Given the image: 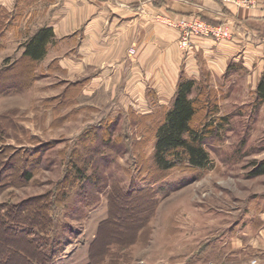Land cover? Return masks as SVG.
I'll list each match as a JSON object with an SVG mask.
<instances>
[{
  "label": "rangeland",
  "instance_id": "rangeland-1",
  "mask_svg": "<svg viewBox=\"0 0 264 264\" xmlns=\"http://www.w3.org/2000/svg\"><path fill=\"white\" fill-rule=\"evenodd\" d=\"M216 1L243 14L264 15V0H252L255 5L249 8ZM34 6L30 3L20 12L13 10V27L0 38V72L6 68V58L11 57L12 63L21 57L22 43L42 25L41 12ZM216 24L232 32L231 38L223 40L240 31L244 44L252 41L231 22ZM251 25L264 34V20ZM48 60L34 67V78L28 82L27 63L10 64L1 73V78L7 74L1 81L12 89L0 94V149L4 153L0 176L11 173L0 185V210L49 199L64 187L61 180L67 171L84 169L76 183L66 184L62 201L51 210L55 226L49 237L58 241L42 247L51 264H92L120 233L113 225L126 228L127 233L121 234L128 237L127 244L111 243L108 249L115 251L111 256L119 264H264V174L251 176L254 161H264V102L254 108L264 71L255 82V72L240 61H232V67L221 75L200 62L201 69L210 73L206 84L218 104L215 115L228 117L229 123L206 143L213 160L210 168H176L158 177L153 168L154 143L148 138L152 123L145 118L163 105L158 103L156 90H146L149 113H138L131 106L118 108L100 94L87 99L83 89L75 104L63 95L89 75L71 77L59 69L47 70ZM108 119L112 124L103 126ZM111 130L107 143L103 139L109 138ZM144 136L146 140L138 144ZM11 161L13 165L5 164ZM4 165L10 168L3 171ZM21 169L32 170V179L22 180ZM119 188L125 194L121 190L112 198L110 194ZM149 193L157 202L146 222L141 221L146 210L142 206L152 197ZM135 224L139 227L133 228ZM136 231L140 232L137 239ZM15 243L23 242L18 238Z\"/></svg>",
  "mask_w": 264,
  "mask_h": 264
},
{
  "label": "crops",
  "instance_id": "crops-1",
  "mask_svg": "<svg viewBox=\"0 0 264 264\" xmlns=\"http://www.w3.org/2000/svg\"><path fill=\"white\" fill-rule=\"evenodd\" d=\"M15 2L0 0V5L12 10ZM29 2L41 12L42 25L51 26L55 34L46 59L58 60L62 72L71 77L87 73L83 88L87 99L100 94L118 108L131 106L138 113H149L148 88L156 90L158 103L168 105L182 73L197 80L202 61L220 75L232 61H240L255 72V82L264 71V37L258 38L260 32L251 27L253 21L264 20V15L256 11L243 14L216 0ZM191 14L212 23L231 22L258 42L244 44L242 33L235 30L237 35L229 40L195 37L190 51L184 52L179 46V30L170 27L166 18ZM131 47L136 49L134 55H129Z\"/></svg>",
  "mask_w": 264,
  "mask_h": 264
},
{
  "label": "trees",
  "instance_id": "trees-1",
  "mask_svg": "<svg viewBox=\"0 0 264 264\" xmlns=\"http://www.w3.org/2000/svg\"><path fill=\"white\" fill-rule=\"evenodd\" d=\"M24 1L28 2L24 3L26 7L31 3L29 0H17V4L12 10L0 5V38H2L7 31L11 30L10 27H13V23L10 19L13 12H20L18 9L23 10L22 7L26 8L24 5H19V2ZM18 16H21V14ZM262 37H264V34L262 35L259 33L258 38L261 39ZM248 38L258 42L255 38L249 36ZM54 40L55 34L51 26L42 25L37 27L22 43L24 50L21 57L17 58L12 63L10 62L11 57L5 59L4 67L6 68H3L0 72V81L7 75L3 73L2 75L4 77L2 76L1 78V73L3 71L6 72L9 65L13 63H27L29 66H27V82L34 78V67L46 59L49 52V45L54 42ZM231 65L232 63L228 65L227 71L232 67ZM46 69H59L62 71L56 59L51 60ZM208 71L207 69H201L200 79L198 80L190 79L182 73L171 105H158L156 106L157 109L151 113L150 116H145V118H147L146 120L150 119L152 123V125L148 127L149 134H151L148 138L154 143L152 154L153 168L154 173H159L158 177H160L163 172L176 168L208 169L213 165V160L206 147V143L210 138L219 134L221 128L229 123V118H217L215 115L218 112V104L213 96L212 90L209 91L206 84L210 74ZM1 82L0 94H5L12 89V87L6 86V82ZM87 82V78L78 81L74 87L65 92L63 98L66 100L71 99L76 104L78 95H80ZM19 89L21 88L19 87L18 90ZM195 92H197V94L194 96ZM256 93L257 100L254 104V108H257L264 102V74L257 85ZM60 98H62V95ZM135 114L137 113L135 112ZM112 122V119H108L104 122L103 126H109ZM0 127L2 128V126ZM2 131H4V128ZM111 134L112 130L109 134V138L103 136L105 137L103 141H111ZM146 138L147 137L144 136L142 140H139L138 144H143ZM3 154V150L0 149V157ZM7 163L13 165L12 161L6 162L5 164ZM253 165L251 176L264 174V161L255 160ZM4 166L6 167L3 171H7L6 169L10 168L9 165ZM67 172L63 181L61 180L64 187H62L61 190H56L53 197L49 199L44 198L40 202L28 203L26 207H24L23 203H19L3 207L5 208L4 212L0 210V264H51L50 255L46 254L42 249L45 245L50 246L53 245L56 240L58 241L57 238H50L55 226V218L53 214H51V210L55 208L56 203L62 201L64 190L65 193L67 191L66 184L70 187L72 184L76 183L78 177L84 175V169L78 167L74 171V169L71 168ZM21 175L23 176L21 177L22 180L29 181L33 177V172L30 169L26 170V172L21 169ZM7 177H11V173H8L5 177L0 176V185L2 181H7ZM121 190L123 192V189L119 188L113 194L111 193L110 196L116 199L118 197H116V195L119 194ZM151 192L154 193L153 191ZM123 193L125 194V192ZM152 193H149L152 195L149 202L143 203L142 207H146V210L142 215L145 219L141 221H150L149 219L156 210L157 201ZM119 216L121 217V215ZM122 217L125 218L126 216L122 215ZM114 221L120 223L116 218H114ZM142 225H145V223H142ZM134 227L138 228L139 225L136 226L135 224L133 225V228ZM113 228L116 230L118 229L120 233H117L118 235L113 237L110 243H107L104 252L101 253L92 264H119V260L111 256L115 251L112 252V250L108 249L111 247V243L122 247L123 244H127L128 237L121 234L127 233L125 230L126 228L122 226L118 228L115 225H113ZM41 233L43 235L42 237L40 236ZM139 233V231H136L134 235L136 239ZM5 234H7V237H5ZM54 234L52 237H54ZM18 238L21 239L23 242L22 244L15 243V239ZM119 238L123 240L124 243L120 242L118 240ZM25 246H27V248ZM109 258L111 262H108Z\"/></svg>",
  "mask_w": 264,
  "mask_h": 264
},
{
  "label": "built area",
  "instance_id": "built-area-1",
  "mask_svg": "<svg viewBox=\"0 0 264 264\" xmlns=\"http://www.w3.org/2000/svg\"><path fill=\"white\" fill-rule=\"evenodd\" d=\"M223 1L225 3L235 2L237 3V5L247 8L255 5V1L253 2L252 0H250L249 2L247 0H223ZM166 23L170 27L178 28L180 32L179 46L183 50H188L191 48L192 39L194 37H198V36L207 37L220 41L223 39L231 38L232 35V32L229 29L223 27L222 24L209 22L196 14L186 15V17L178 18V19L166 18ZM135 51H136L135 48H131L129 52L130 55H133ZM211 264H218V263H211Z\"/></svg>",
  "mask_w": 264,
  "mask_h": 264
}]
</instances>
